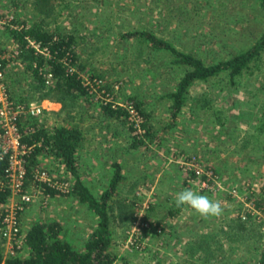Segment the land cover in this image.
Listing matches in <instances>:
<instances>
[{"label": "rangeland", "instance_id": "obj_1", "mask_svg": "<svg viewBox=\"0 0 264 264\" xmlns=\"http://www.w3.org/2000/svg\"><path fill=\"white\" fill-rule=\"evenodd\" d=\"M13 15L28 21H33L36 16L43 17L48 28L75 33L80 60L86 68L94 74L103 75L108 82L121 85L119 88L115 85L111 91L118 94L114 100L129 108L131 105H127L125 100L135 96L144 102L150 113L148 120L155 133L152 142L148 143L149 149L140 146L133 153L126 152L127 127L115 133L118 142L113 145L119 148L117 156L124 170L134 179H139L142 168L135 163L144 156L149 164L154 163L150 166L154 174L148 175L143 182L136 180L135 186L138 182L140 184L137 191L133 189L132 197L119 195L112 199L115 218L111 222L113 238L109 250L116 255L114 264H219L214 259L206 261L198 257L203 255L198 251L199 243L194 245L196 251L186 249L188 246L184 240L173 234L174 230L177 232V225L168 226L170 233L137 241L130 233L134 230V222L141 221L142 216L153 219L157 210L152 204L153 196L158 193V187L153 189V181L159 174L162 175L164 169H174L179 158L190 154L198 155L203 163L217 168L219 186L205 193L222 202L224 216L237 214V198L229 196L232 187H238L241 195L252 191V198L257 199L259 195L264 198V51L259 66L240 75L234 83L229 82L226 73H221L208 81L192 84L182 108L173 116L172 102L165 94L174 90L184 67L173 64L172 57L167 53L148 55L143 42L121 38V34L148 30L169 40L177 49L191 52L209 63L228 58L254 44L264 32L262 0H0V47L5 48L6 56H14L15 53L5 29ZM18 62L19 58H14L5 65L0 81L3 88L0 90H4L7 98L15 96L17 100L40 101L44 106L43 113L37 117L40 123L49 128L54 123H77L89 141H99L94 137L97 135L93 132L95 126L101 128L112 121L101 119L98 103L83 110L75 109L77 114L83 115H79L80 120L72 121L65 116L66 112L61 110L59 102L38 99V92L33 83L30 84L29 72ZM95 98H99L98 95ZM79 116L76 115V118ZM20 122L24 126L29 123L25 118ZM101 138L104 135L101 134ZM13 139L11 134L9 141L13 142ZM177 142H184L193 150L173 154L171 148ZM97 144L91 142L96 150L90 154L87 148H83L78 160V171L84 168L82 176L96 192L99 190H94L96 186L90 180L93 172L90 169L94 167L91 158L96 157L99 161L101 158L105 160L106 156L108 159L116 157L109 149L98 150ZM85 151L86 157L83 155ZM39 165L49 168L53 175L66 174L69 178L65 166L53 156L46 153L39 155ZM185 187L199 192L196 185ZM163 189L165 187L160 190L164 192ZM122 190L128 192L129 188L123 185ZM151 204L153 209H149ZM158 210L157 213H161ZM134 216L137 218L132 220ZM51 219L61 220L63 238L78 249L82 248L97 221L86 205L74 197L58 194L52 197L47 207L41 206L39 200L26 207L20 216L21 235L32 223ZM207 220L215 229L220 226V221L223 222L217 217ZM261 222L253 224L255 235L251 240L245 238L241 241L242 248L235 254L232 264H250L254 252L263 247L264 218ZM224 233L220 232L218 236L223 238L227 234ZM137 243L141 245L137 246ZM22 245L16 253L18 256L27 255ZM225 248L228 249V245ZM9 249L10 245L0 238L3 256L9 257ZM186 250L193 251V258H188Z\"/></svg>", "mask_w": 264, "mask_h": 264}, {"label": "trees", "instance_id": "obj_2", "mask_svg": "<svg viewBox=\"0 0 264 264\" xmlns=\"http://www.w3.org/2000/svg\"><path fill=\"white\" fill-rule=\"evenodd\" d=\"M262 3L264 4V0H262ZM1 16L4 15L1 14ZM5 29L9 34L10 41L18 51L15 58H19L18 63L24 67L25 71L29 72L30 84L33 83V88L39 94V100L48 99L59 102L61 110L66 112L65 116L72 121L80 120V116L83 115L81 113L77 114L75 109L83 110L86 106L98 103L97 109L101 119L104 121L111 120L117 123L118 126H122V129L127 127L126 133H128L130 147L147 146V143L152 142L155 130L148 120L150 113L144 106V102L135 96H129L125 100V103L127 105L130 103L131 108L140 116V119L136 122L130 109L114 100V98H118V94L111 91L115 85L118 88L121 85L113 81L108 82L107 78L101 74H94L86 68L85 63L81 62L78 36L75 33L50 29L45 22V18H39L38 16L33 21H28L26 18L13 15L6 24ZM121 38L138 39L145 44L149 52L148 55L151 53H167L172 57L173 64L184 67V73L175 84L174 90L165 94L172 102L171 112L173 116L178 114L182 108L192 84L197 81H208L221 73H226L229 82L234 83L240 75L248 72L252 67L259 66L264 51V32L246 50L209 63L204 62L202 58L191 52L177 49L169 40L160 38L154 32L148 30L124 32L121 34ZM32 41L39 46V50L30 43ZM40 50L44 51L41 52ZM4 52L5 48L0 47V53ZM8 62L9 59H4L3 65H8ZM5 68L6 66L4 70ZM47 72L52 75V80L48 84H46L45 78ZM95 95H98L99 98H95ZM13 100L22 103L29 102L22 98L17 100L15 96H13ZM76 115H80L79 118H76ZM19 118L23 119L24 117L20 116ZM25 119L29 122L26 126L22 125L21 122L18 125L20 143L31 147V151L24 156L25 184L27 186L31 184L33 179L32 170L39 163V155L51 154L65 166L69 174L68 179L71 181L72 189L65 195L72 196L79 203L86 205L87 209L97 217V221L94 228L86 236L81 249L76 248L63 238V223L60 220L34 222L22 234V247L24 246L26 249L27 255H14L4 258L0 250V264H114L116 255L109 250V247L113 238L111 222L115 218L112 209L114 203L112 198L123 178L120 163L115 161L112 164L113 173L109 185L100 197L96 198L83 184L78 173L76 153L84 141L82 128L73 122V124L54 123L49 128L43 122L40 123L37 117H27ZM105 126L108 127L109 125L106 124ZM32 128L33 130H31ZM194 155L198 157V155ZM8 166L9 155L4 154L0 158V181L6 179ZM212 168L219 176L217 168L213 166ZM44 190L45 193L51 196L58 195L54 189L46 185H44ZM9 195L10 191L7 188L0 187V205L7 202ZM259 196L255 199V206L261 209L264 198ZM152 204L149 209H153ZM178 209V207L170 209L168 216H174ZM236 213L235 216L229 218L228 226H230V230H224V234H227L223 238L215 234L212 239L209 237L211 241L208 240V243L203 240L198 244V251L202 252V256H204L202 258L199 255L200 259L206 261L214 259L219 264L234 263L235 254L239 253L242 248L241 241H244L245 238L251 240L255 235L253 224L262 223L261 220L254 221L249 213H247V219L245 220L241 219L238 210ZM136 218L134 216L132 220ZM141 222L148 224L141 227L142 236L144 237L162 236L165 233L166 223L161 219H149L142 216ZM261 235L263 238L264 232ZM262 240L264 241V239ZM226 245H228V249L225 248ZM254 253V259L250 264H264V245Z\"/></svg>", "mask_w": 264, "mask_h": 264}, {"label": "built area", "instance_id": "obj_3", "mask_svg": "<svg viewBox=\"0 0 264 264\" xmlns=\"http://www.w3.org/2000/svg\"><path fill=\"white\" fill-rule=\"evenodd\" d=\"M39 50V46L30 42ZM14 50V56H6L5 53H0V81L2 82L4 74L3 60L9 61L17 55L18 51ZM45 50V49H44ZM44 50H40L43 52ZM46 84L52 80L51 73L45 74ZM0 82V89L2 83ZM3 89V88H2ZM130 112L133 114L134 120L137 122L140 116L129 106ZM44 106L40 101L32 100L27 103L15 101L10 97L7 98L4 90H0V158L4 154L9 155V166L6 170V179L0 181V187L7 188L10 191L9 198L5 204L0 205V238L9 246L8 256L17 255V251L21 248L22 238L20 228V216L29 204L39 200L41 206L47 207L52 197L45 193L44 185L54 189L59 195L68 194L71 189V181L66 174L53 175L49 168L40 166L39 163L32 170V181L28 186L26 182V167L25 158L31 151V147L20 143L19 122L23 116L38 117L43 113ZM33 130V128L31 129ZM12 134L14 141H9V136ZM39 144V143H38ZM48 156H52L46 153ZM180 171L185 175V181L188 186H197L199 191L212 192L219 186L220 177L215 172L212 166L203 163L197 156L190 154L183 156L176 161ZM66 169V168H65ZM64 173V172H63ZM29 187V189H28ZM254 188H252L253 190ZM251 193L241 195L238 187H232L229 191L231 198H237L236 204L238 212L242 220L247 219L249 213L254 221L264 218V204L261 209L255 206V199L251 197ZM241 195V196H240ZM13 198V201H11ZM134 230L130 233L132 237H136L135 241L147 239L149 236H142V226H147V223L134 222ZM133 224V225H134ZM12 245H11V244ZM141 245L137 243V246ZM4 258H6L4 256Z\"/></svg>", "mask_w": 264, "mask_h": 264}, {"label": "crops", "instance_id": "obj_4", "mask_svg": "<svg viewBox=\"0 0 264 264\" xmlns=\"http://www.w3.org/2000/svg\"><path fill=\"white\" fill-rule=\"evenodd\" d=\"M112 123L113 122H111V124L108 127L107 126H101V128H100L99 126H95L93 132L97 135H95L94 137L96 139L98 138L99 141H94V142L89 141L88 137H86V135H85V132H83L84 141L82 143V146L77 150V153H76L77 165H78L79 164L78 160L82 156V152H81L82 149L87 148V150L89 152L88 154H90L91 152L96 150V146L94 149V147L91 146V142L92 143L96 142V143H98L97 145L99 146V147H97V149L98 148L99 149L101 148L102 150L103 149H109L111 151V153L115 154V156L117 157V158L111 157L110 159H108V158H106L107 157L106 156V157H104L105 160H103L101 158L99 161H97L96 157L91 158L92 160L90 159L91 164L94 166L90 169L91 171H93L90 180L94 183V186H96L94 188V190L96 188L99 190L97 192L92 191L93 188H91V186L88 185L86 178H84V176H82V174L84 173L83 171H85L84 168L82 167L83 170L78 171L83 184L85 186H87L89 191L96 198H99L101 193L105 189H107V187L109 185L110 178H111L112 173H113L112 164L115 161H118L120 163L123 178L120 181V183L118 184V187L116 189V194H114L112 199H114V198L116 199L119 195H123V198L132 197L133 196V192H132L133 189L135 191L137 189V186H139V184H140V182H138L137 186H135L136 182L138 180H142V182H143V180H146L148 175L153 176V174H154V173H152L153 169L150 168V166L151 165L153 166L154 163L149 164V161H147L148 158H145L144 156L140 157L138 159V161L135 163L136 166L142 168L140 171L141 176H139V179H134L133 175H129L124 170V165L118 159V156H117L118 155L117 152H118L119 148H118V146L113 145V144L118 142L115 138L116 137L115 133L118 134L119 132H122V127L118 126L116 123L115 124H112ZM115 125H117V126H115ZM101 134L104 135V138H101ZM128 138H126L127 140L125 139L124 146H127V148L124 150H126V152L133 153V151H135L138 147L137 148L130 147L129 142H128ZM88 141H89V143H88ZM147 145H148L147 147L145 145L144 146H145V148L149 149L148 147L150 144L147 143ZM171 149H172L173 154L176 151L179 152V154H180L183 152L193 150V148L186 145L184 142H177V144L175 146H173ZM86 151L83 153V155L85 157H86V153H87ZM95 153H98V152H95ZM108 155H111V154L109 153ZM161 155L163 157H165L164 152H161ZM142 160H144V161H142ZM132 165H134V164H132ZM173 168L174 169H168V171H166L167 169H164L162 171L163 172L162 175L159 174V176H157L156 180L153 181L154 182L153 183L154 184L153 189L155 187L156 188L158 187V189H159V190L157 189V191H158L157 195L153 196L154 197L153 204H155V207H157V210L159 209L158 211L161 210V213L160 212L157 213V210H156V212H154L155 214L153 215V218L157 217V219H161L164 223H166L165 234L170 233V230L167 229L168 226L171 227V225H174V226L177 225V227H176L177 232L175 233V230H174L173 234H176L175 236H178V237L182 238V240H184L183 241L184 244H186L188 246L186 249L189 250L190 248H192L194 250L195 249L194 248L195 243H201V241H203V240H205L208 243V240L211 241L209 239V237H211V239H212L213 235H215V234L218 235V233H220V230L222 232H224V230L229 231L230 226H228V223H229V218L232 217V215L229 214L228 216H224V214H222L220 217H218L217 219H219V220L223 219V222H221V221L219 222L220 226H218V229H215V226H214V228H212L207 219L202 218L201 216L196 214L192 209H190L187 206L180 207L175 212L174 216L169 217L168 212L170 211V209L176 207V204H175L176 194L178 192L182 191L183 189H185L186 188L185 186H187L186 181H185V175L180 171L177 164ZM127 183H129V184L127 185ZM123 185H126V187L129 188L128 192H126V191L124 192V190H122ZM162 187L163 188L165 187V189H163L164 192H162L160 190ZM192 190H194V189H192ZM126 193H128V194H126ZM199 193L203 194V195H207L210 198H212L211 194H206L204 191H199ZM120 201H122V200H120ZM164 208H166V209L163 210ZM219 220H217V221H219ZM225 220H226V222L224 223ZM205 237H207V238H205ZM194 251H196V250H194ZM192 252L186 251V253L188 254V258H193L191 256Z\"/></svg>", "mask_w": 264, "mask_h": 264}, {"label": "clouds", "instance_id": "obj_5", "mask_svg": "<svg viewBox=\"0 0 264 264\" xmlns=\"http://www.w3.org/2000/svg\"><path fill=\"white\" fill-rule=\"evenodd\" d=\"M176 207L187 206L204 219L220 217L224 206L219 200H214L207 195L200 194L191 188H185L175 197Z\"/></svg>", "mask_w": 264, "mask_h": 264}]
</instances>
